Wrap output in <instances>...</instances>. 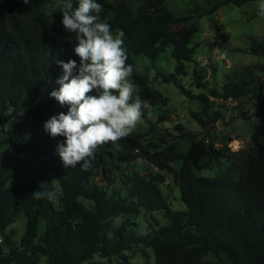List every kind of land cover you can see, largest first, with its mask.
I'll return each mask as SVG.
<instances>
[{
	"label": "trees",
	"instance_id": "16d2710c",
	"mask_svg": "<svg viewBox=\"0 0 264 264\" xmlns=\"http://www.w3.org/2000/svg\"><path fill=\"white\" fill-rule=\"evenodd\" d=\"M250 1L222 0L212 5L209 14L223 5ZM96 2L103 5L102 19L112 31L124 33L127 63L134 66L130 79L147 103L142 116L147 122L149 108L167 107L169 99L147 74L138 72L135 59L140 55L154 63L167 47L172 48L175 72H158L156 78L198 101L201 112H192L191 118L206 133L221 120L218 112L211 111L210 100H237L261 81L244 68L237 82L230 80L221 91H186L178 77L186 75L185 64L197 49L192 45L197 33L193 15H176L161 0H145V9L138 14L125 0L112 13L109 0ZM73 4L78 6V0ZM60 6L48 13L45 0L28 4L0 0V151H9L17 162L13 169L0 166V264H41L44 256L43 264H83L94 256L125 261L124 253L138 247L150 249L155 264H264V135L261 144L238 158L227 147L231 138L216 149L207 138L186 134L182 137L189 148L182 153L174 138L167 140L166 134H160L162 146L151 152L141 143L147 134L133 132L117 142L118 149L112 143L100 146L87 172L79 165L63 167L56 149L65 138H52L43 129L50 116L67 112V106L49 97L63 75L56 61L79 63L74 52L77 42L63 27ZM249 53L264 59V37L251 41ZM258 69L264 89V63ZM167 119L166 112L159 114L150 131H159ZM230 156L237 160L221 175L194 173L212 163L220 165ZM138 159L147 164L146 173L119 177L123 166ZM35 164L38 170L33 177L7 187L14 175L29 172ZM163 171L176 179L184 211H174L166 202L160 188ZM41 182L44 191L55 193L54 199L37 200L31 195ZM116 182L121 188H115ZM81 199L92 206L85 207ZM142 211L159 213L164 224L149 235H137L131 219ZM20 212L27 222L16 244L14 231L8 229ZM115 218L121 221L116 224Z\"/></svg>",
	"mask_w": 264,
	"mask_h": 264
},
{
	"label": "rangeland",
	"instance_id": "374dc122",
	"mask_svg": "<svg viewBox=\"0 0 264 264\" xmlns=\"http://www.w3.org/2000/svg\"><path fill=\"white\" fill-rule=\"evenodd\" d=\"M48 13L57 8L62 0H45ZM121 0H109V13H112L117 3ZM134 10L140 13L145 9V0H125ZM162 4L173 13L180 16L193 15V23L196 25L197 33L193 36L192 45L196 46L192 61L185 64L186 75L178 77L179 84L193 94L205 93L216 89L221 91L223 85L234 81L244 68H250L259 76L260 82L252 85L246 94L237 99L221 101L210 100L211 111L218 112L221 116L214 129L204 132L201 127L191 118V113L201 112L198 101L191 100L183 95L181 90L173 83H163L157 79V73H174L175 62L171 57V47H167L156 62L151 63L149 59L140 55L135 59L139 73L147 74L149 81L155 85L165 97L169 99L167 107L157 106L149 108L150 121L142 118L134 132L147 134L141 141L142 145L154 152L162 146L159 142V135L166 134L167 140L174 138L177 142V149L186 153L189 148V141L182 136L191 134L197 139L207 138L212 142L214 148L218 149L222 144L228 142L230 152L236 153L238 157L245 152L253 150L263 142L264 135V102L263 74L259 72V65L264 63L261 56L249 53L252 40L261 41L264 37V19L257 15L258 0L247 2L244 5L232 4L221 6L214 14H209L213 4L222 0H161ZM200 76V77H199ZM166 112L168 119L163 125H159V131H150V124L154 123L157 116ZM171 136V137H169ZM240 156L238 158H240ZM235 157L221 159L220 165L212 163L207 170L196 171L198 176L213 177L221 175L231 164ZM237 162V161H236ZM17 164L15 157L7 150L0 151V166L13 169ZM177 169V165H174ZM154 170L153 167H151ZM38 170V165H33L29 172L23 171L14 175L7 183V187H13L24 183L33 177ZM148 171L147 164L142 160L123 166L119 177L131 176L134 173L144 174ZM164 181L160 183L162 194L174 211H184L185 206L180 200L179 186L174 176L166 171L161 172ZM42 183V182H41ZM117 183V182H116ZM115 188H121L118 182ZM82 204L89 208L90 201L81 199ZM115 218V223L120 222ZM131 221L132 227L137 235L146 236L151 234L159 226L164 224V219L159 213L134 216ZM26 217L20 212L16 221L9 227L14 231L13 241L20 243L21 237L26 228ZM144 252V253H143ZM125 261L112 258L107 260L94 256L90 261L83 264H155L153 253L150 249L138 247L131 252H125ZM145 254V255H144Z\"/></svg>",
	"mask_w": 264,
	"mask_h": 264
},
{
	"label": "clouds",
	"instance_id": "9594fccd",
	"mask_svg": "<svg viewBox=\"0 0 264 264\" xmlns=\"http://www.w3.org/2000/svg\"><path fill=\"white\" fill-rule=\"evenodd\" d=\"M28 4L29 0H23ZM257 15L264 19V0H258ZM66 31L74 34L76 60H57L63 75L56 79L49 97L67 112L50 116L43 129L52 138L64 137L58 143L57 154L63 167L78 165L87 172L92 167L100 146L118 141L132 134L141 124L143 109L147 107L131 81L134 66L128 64L123 31L113 32L102 19L103 5L96 0H62L60 10ZM39 190L32 196L52 200L55 193ZM47 259L42 257L41 264Z\"/></svg>",
	"mask_w": 264,
	"mask_h": 264
},
{
	"label": "built area",
	"instance_id": "2783aa9c",
	"mask_svg": "<svg viewBox=\"0 0 264 264\" xmlns=\"http://www.w3.org/2000/svg\"><path fill=\"white\" fill-rule=\"evenodd\" d=\"M2 241V238L0 237V242Z\"/></svg>",
	"mask_w": 264,
	"mask_h": 264
}]
</instances>
